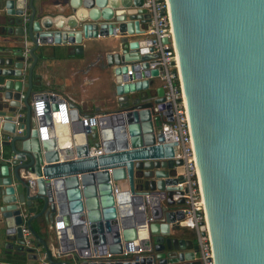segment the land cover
Returning <instances> with one entry per match:
<instances>
[{
    "label": "water",
    "instance_id": "obj_1",
    "mask_svg": "<svg viewBox=\"0 0 264 264\" xmlns=\"http://www.w3.org/2000/svg\"><path fill=\"white\" fill-rule=\"evenodd\" d=\"M164 1L204 206L200 234L213 264H264V0ZM142 3L61 0L53 19L38 17L34 0H0L15 42L0 47V220L10 241L0 264H200L195 240L177 233L183 160L163 142L171 104L150 67L158 54ZM52 44L96 52L111 69L114 97L95 126L76 118L71 135L50 127L44 138L29 103L42 91H33V70ZM57 109L53 102L46 117L59 122ZM36 219L53 229L48 240L63 259L35 233ZM23 226L44 252L25 242ZM106 252L112 257H94Z\"/></svg>",
    "mask_w": 264,
    "mask_h": 264
},
{
    "label": "built area",
    "instance_id": "obj_2",
    "mask_svg": "<svg viewBox=\"0 0 264 264\" xmlns=\"http://www.w3.org/2000/svg\"><path fill=\"white\" fill-rule=\"evenodd\" d=\"M142 6L149 14V22L147 29L144 33L148 35L150 44L152 46V53L158 54L156 59L150 63V67L158 66L157 79L160 81L164 88L165 101L171 104L172 120L165 122L161 126L163 135V142L175 143V152L173 158H180L183 164L178 168L177 174L180 179L176 183L178 189L173 194V199L177 200L182 198L183 204V218L178 221L177 227L188 228L195 234V242L198 245V259L200 264H213V254L209 242V237L205 233L200 234L201 224H205V213L201 189L198 179L196 162L192 147V141L187 121V115L182 95L181 85L177 73V63L174 53L173 44L171 41V32L167 17V11L164 0H143ZM167 36L168 42L164 43L162 39ZM29 48L24 49V54L28 53ZM127 74H132L129 69ZM56 102L59 114V122L47 118L53 113L50 110V105ZM30 104V114L35 119L36 127L40 134H44L47 138L49 128H53L55 132L71 135V120L78 119L82 121L84 126H95L100 118H106L107 113H93L85 116H74V108L69 106L68 100L55 91H41L35 93L32 97ZM24 112L19 110L16 117L23 116ZM47 116V117H46ZM16 124L18 122L14 120ZM19 131V130H18ZM5 137V133L2 134ZM41 139L42 136L40 137ZM101 149L93 150L89 148V154H99ZM35 175L28 173L26 180L29 186H35ZM55 228L59 229L57 222ZM24 240L27 244L30 243V232L26 226L22 227ZM138 249L137 251H139ZM134 248L129 246L127 250L123 251L126 255L133 252ZM57 255L60 252L57 250ZM95 258H111L112 255L108 252L104 255L94 254Z\"/></svg>",
    "mask_w": 264,
    "mask_h": 264
},
{
    "label": "crops",
    "instance_id": "obj_3",
    "mask_svg": "<svg viewBox=\"0 0 264 264\" xmlns=\"http://www.w3.org/2000/svg\"><path fill=\"white\" fill-rule=\"evenodd\" d=\"M61 0H34V5L37 10L42 8L43 12L54 19L58 14ZM61 16V15H59ZM9 16L5 15L4 9L0 8V47L12 48L15 42L11 40L13 36V25H10ZM148 24L144 25L147 29ZM133 38L142 39L144 36H133ZM47 56L42 59L39 57L38 65L33 70V91H55L61 96H66L75 100L80 109V116H85L98 111L103 112L112 108L113 93V77L110 67H102L103 62L101 57H97L96 52L86 51L84 55H78L73 52L72 45H49L47 46ZM38 53V52H37ZM10 55V53H8ZM158 82V79L156 80ZM39 85V86H38ZM2 149H7L3 147ZM37 211L41 205L36 204ZM28 214L26 218L30 217ZM43 221L32 220L31 225L35 233L42 239L46 240L51 248L55 259L61 260L64 257L57 255V244L54 240L49 241V236L53 237V229H50L48 224L42 226ZM61 228V227H60ZM59 228V229H60ZM179 237L186 239H194L192 230L188 228H178ZM32 247L37 252H44L41 244L35 238L29 236ZM9 240L6 238L5 230L3 229L0 220V254L3 255L8 251Z\"/></svg>",
    "mask_w": 264,
    "mask_h": 264
},
{
    "label": "bare ground",
    "instance_id": "obj_4",
    "mask_svg": "<svg viewBox=\"0 0 264 264\" xmlns=\"http://www.w3.org/2000/svg\"><path fill=\"white\" fill-rule=\"evenodd\" d=\"M104 131L106 132L107 131V134H108V132H110V129L109 128H106V129H104ZM104 135H106V133H104ZM108 135H106V137H107Z\"/></svg>",
    "mask_w": 264,
    "mask_h": 264
},
{
    "label": "flooded vegetation",
    "instance_id": "obj_5",
    "mask_svg": "<svg viewBox=\"0 0 264 264\" xmlns=\"http://www.w3.org/2000/svg\"><path fill=\"white\" fill-rule=\"evenodd\" d=\"M157 85H162L161 83H160V81L158 80V82H157Z\"/></svg>",
    "mask_w": 264,
    "mask_h": 264
},
{
    "label": "trees",
    "instance_id": "obj_6",
    "mask_svg": "<svg viewBox=\"0 0 264 264\" xmlns=\"http://www.w3.org/2000/svg\"><path fill=\"white\" fill-rule=\"evenodd\" d=\"M193 232V231H192ZM193 236H194V238H195V234H194V232H193Z\"/></svg>",
    "mask_w": 264,
    "mask_h": 264
}]
</instances>
